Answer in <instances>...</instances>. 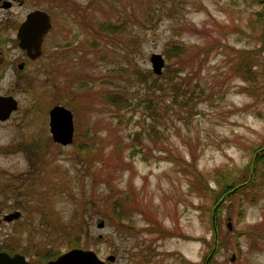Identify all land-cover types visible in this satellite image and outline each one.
I'll return each mask as SVG.
<instances>
[{
    "label": "rangeland",
    "instance_id": "374dc122",
    "mask_svg": "<svg viewBox=\"0 0 264 264\" xmlns=\"http://www.w3.org/2000/svg\"><path fill=\"white\" fill-rule=\"evenodd\" d=\"M17 1L7 57H22L26 12H48L52 28L26 83L14 65L0 81L18 103L0 122V209L22 212L1 224L0 250L32 264L72 248L107 264H264V183L243 186L264 145V86L256 66L254 94L233 69L264 48V5ZM57 104L73 114L67 145L49 133Z\"/></svg>",
    "mask_w": 264,
    "mask_h": 264
},
{
    "label": "water",
    "instance_id": "95a60500",
    "mask_svg": "<svg viewBox=\"0 0 264 264\" xmlns=\"http://www.w3.org/2000/svg\"><path fill=\"white\" fill-rule=\"evenodd\" d=\"M50 14L41 9L27 13L17 31L19 47L26 51L27 57L35 59L41 55V46L45 35L51 29ZM152 71L159 75L164 66V58L160 53H153L150 58ZM17 109V101L13 96H0V119H6ZM49 132L54 142L67 145L73 140L74 124L72 111L63 105H54L49 110ZM230 184V182H228ZM18 213L7 215L6 219L17 216ZM101 226V225H100ZM107 261H113V255L107 256ZM0 264H32L21 254L9 255L0 251ZM46 264H107L99 259L91 249L72 248L58 255Z\"/></svg>",
    "mask_w": 264,
    "mask_h": 264
},
{
    "label": "flooded vegetation",
    "instance_id": "af4514ba",
    "mask_svg": "<svg viewBox=\"0 0 264 264\" xmlns=\"http://www.w3.org/2000/svg\"><path fill=\"white\" fill-rule=\"evenodd\" d=\"M15 1L16 0H0V15H1L0 16V81H2L5 78L9 68L14 65L15 66V72H17L16 70H18V72H19L18 75L14 73V75L17 78H19V79L16 78V81H19V83H26L27 79H26L25 75L21 73V71L25 69V67L27 66L28 61L31 60V58H28L27 54H26V51L19 47V44H18L19 42L18 41H17V47L20 49L19 52H20L22 57H20V58L18 57L16 60H14V59H11L10 57L6 56V55L10 54V52H9V48H7L8 46L6 44L7 42H9V39H8V37H6L5 34L8 31H10V29H12V27H13L12 23H10V21H9L10 17H11L9 11L14 6L13 3ZM17 2H18V6H24V4H25L24 0H20V1H17ZM5 11H7L9 13L8 16L3 14V12H5ZM27 13L28 12H26V14L24 15L23 20L25 19ZM50 17H51V15H50ZM23 20L16 27V35H17L18 28H19L20 24L23 22ZM51 25H52V21H51ZM51 28H52V26H51ZM46 35H45V37H46ZM45 37H44V39H45ZM16 39H17V36H16ZM44 39H43V42H42V46H43V43H44ZM42 46H41V54H42ZM32 60H34V59H32ZM8 80L9 79H7V81ZM9 95L10 94H4V95H0V96H9ZM10 96H12V95H10ZM17 105H18V103H17ZM11 114L6 119H2V120L0 119V122L7 121L10 118ZM1 211L2 210L0 209V226H1L2 223H6V222L7 223H14L15 221L20 220V218L22 216V212L20 210H18V209L17 210L15 209L13 212L12 211H8V212H3L2 213ZM15 212L18 213L17 216L12 217L11 219H6L5 218L7 215L13 214ZM0 251H3V250H0ZM4 251L7 252L9 255L21 254V255H23L25 257V255L23 253H20L18 251H13L12 249L4 250ZM55 258H53V259H55ZM53 259H48V260H53ZM46 262H45V264H46Z\"/></svg>",
    "mask_w": 264,
    "mask_h": 264
},
{
    "label": "trees",
    "instance_id": "16d2710c",
    "mask_svg": "<svg viewBox=\"0 0 264 264\" xmlns=\"http://www.w3.org/2000/svg\"><path fill=\"white\" fill-rule=\"evenodd\" d=\"M254 3L262 4L264 5V0H253ZM149 6L146 7L145 10L148 9ZM261 18V14L257 13V20ZM264 26V24H263ZM237 63L234 65V70L240 74L241 78L248 82L249 86L246 87L247 92H250L251 94H254V90L256 87L254 86V83H256V76L258 75L257 70H254V66H256L259 70V77L261 78V81H258V83H262L264 86V48L261 51V53L257 54L256 51H250V52H244L241 53L238 56ZM262 151L258 152L257 157L254 161V167H255V173L253 176L248 177L245 181H243V186L248 187L250 189H258L261 187V185L264 183V145L261 149ZM243 186H239L235 193H244V190L242 189ZM227 198V197H226ZM225 198V199H226ZM222 203V202H221ZM219 205V210L223 209V204ZM250 232L251 234H256L255 230H248L244 231V233ZM242 234V232H238V235ZM46 254V253H45ZM48 255V254H47ZM53 254H49L47 257H53ZM46 256V255H44Z\"/></svg>",
    "mask_w": 264,
    "mask_h": 264
}]
</instances>
